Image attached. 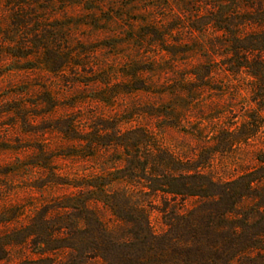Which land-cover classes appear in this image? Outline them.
<instances>
[{"label": "rangeland", "instance_id": "374dc122", "mask_svg": "<svg viewBox=\"0 0 264 264\" xmlns=\"http://www.w3.org/2000/svg\"><path fill=\"white\" fill-rule=\"evenodd\" d=\"M0 264H264V0H0Z\"/></svg>", "mask_w": 264, "mask_h": 264}, {"label": "trees", "instance_id": "16d2710c", "mask_svg": "<svg viewBox=\"0 0 264 264\" xmlns=\"http://www.w3.org/2000/svg\"><path fill=\"white\" fill-rule=\"evenodd\" d=\"M236 195V194H235ZM235 195H233V196H235Z\"/></svg>", "mask_w": 264, "mask_h": 264}]
</instances>
